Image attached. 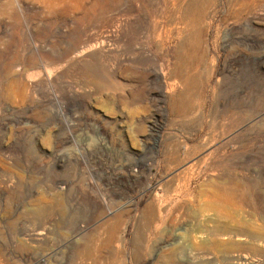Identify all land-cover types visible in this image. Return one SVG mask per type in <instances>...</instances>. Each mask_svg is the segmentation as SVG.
<instances>
[{"label": "rangeland", "instance_id": "rangeland-1", "mask_svg": "<svg viewBox=\"0 0 264 264\" xmlns=\"http://www.w3.org/2000/svg\"><path fill=\"white\" fill-rule=\"evenodd\" d=\"M245 262L264 0H0V264Z\"/></svg>", "mask_w": 264, "mask_h": 264}, {"label": "bare ground", "instance_id": "bare-ground-1", "mask_svg": "<svg viewBox=\"0 0 264 264\" xmlns=\"http://www.w3.org/2000/svg\"><path fill=\"white\" fill-rule=\"evenodd\" d=\"M174 1H175V0H174ZM174 5H175V4H174ZM115 32H116V31H115ZM115 32H114V33H115ZM110 33H113V32H109L108 34H110ZM90 42H91V41H90ZM93 43H94V42H93ZM89 44H90V43H89ZM97 44H98V43H97ZM105 44H106L105 42H103L102 44L100 43V44L97 45V47H98V48L100 47L99 50L101 49V47L105 49V47H106ZM92 45H93V44H92ZM106 45H107V44H106ZM94 46H95V45H94ZM76 47H77V45H76ZM89 47H90V46H89ZM97 47H96V48H97ZM98 48H97V50H98ZM90 50H92V49H90ZM93 50H95V47H94ZM85 51H86V50H85ZM79 52H80V51H79ZM179 60H180V59H179ZM181 62H182V61H181ZM181 62H180V64H181ZM187 79H188V78H187ZM194 81H195V80H194ZM89 200H90L89 202H90V203L92 202L95 206H97V207H103V206H102L103 204H102V202H101V199H99L98 196H95V195L93 196V195H91ZM103 201H104V200H103ZM105 201H106V200H105ZM155 203H156V202H155ZM152 204L154 205V202H153ZM152 204H151V205H152ZM149 208H150V207H149ZM152 208H153V207L151 206V209H152ZM156 208H157V207H156ZM153 210H154V209H153ZM111 224H112V223H110L109 226H110V227H111V226L113 227V224H112V225H111ZM107 227H108V226H107ZM113 229H114V227H113ZM107 230H108V228H107ZM114 230H115V229H114ZM109 231H110V230H109ZM112 231H113V230H112ZM116 232H117V231H116ZM116 232H115V233H116ZM104 233H106V232H104ZM107 233H108V231H107ZM112 235H114V234H112ZM106 237H107V236H106ZM106 237H105V239H106ZM113 238H114V236H113ZM111 239H112V238H111ZM113 240H114V239H113ZM107 241H108V240H107ZM104 242H105V241H104ZM108 242H109V241H108ZM112 242H113V241H112ZM110 243H111V242H110ZM107 244H108V243H106V245H107ZM111 244H112V243H111ZM92 248H93V247H92ZM90 251H91V250H90ZM111 251H112V250H111ZM85 253H86V252H85ZM88 255H89V254H88ZM83 257H84V256H83ZM87 258H88V257H87ZM105 263H106V262H105ZM242 264H250V262H245V263H242ZM251 264H253V262H251Z\"/></svg>", "mask_w": 264, "mask_h": 264}]
</instances>
